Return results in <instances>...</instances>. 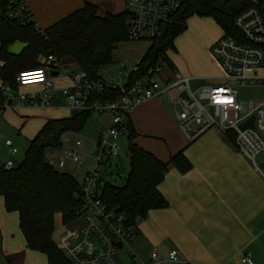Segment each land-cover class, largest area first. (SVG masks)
Instances as JSON below:
<instances>
[{"label":"built area","instance_id":"2783aa9c","mask_svg":"<svg viewBox=\"0 0 264 264\" xmlns=\"http://www.w3.org/2000/svg\"><path fill=\"white\" fill-rule=\"evenodd\" d=\"M186 1L124 0L127 40L151 41L159 37ZM245 1L247 6L234 19L236 36L222 35L210 46L222 69L221 83L204 82L193 88L192 81L201 78L176 69H170L164 77L162 70L168 64L163 60L135 79H131V74L139 70L137 64L128 69L117 64L116 75L89 78L75 63L58 61L50 54L43 58L42 65L20 70L15 75V87L38 88L23 92L13 90L8 84L0 86L6 101L1 107L51 108L54 105L50 90L55 76H50V71L55 70L58 77L70 82L58 88L70 114L86 111L110 117L108 126L95 137L83 136L80 130H63L58 137L59 146L45 153V160L54 169L71 176L74 170L81 177L75 193L77 202L72 209V221L77 222L69 227L65 225L57 244L71 264H124L117 250L128 244L135 230L128 225L124 214L101 200V189L108 182L106 175L117 169L114 160L119 155L118 140L127 133V112L154 97L173 94L178 128L188 142L209 128L222 134L231 133L235 150L264 182V160L259 158L264 154V100H241L237 92L238 87L264 85V0ZM0 18L38 26L26 0H0ZM111 93L116 95L103 99ZM3 145L8 155L1 168L8 171L16 165L14 156L18 149L9 139ZM106 166L109 170L105 174ZM117 242L121 244L119 248ZM160 260V255L152 250L147 260L133 256L132 264ZM167 260L185 264L175 249L168 252ZM241 260L252 263L247 252Z\"/></svg>","mask_w":264,"mask_h":264},{"label":"crops","instance_id":"0c3cea01","mask_svg":"<svg viewBox=\"0 0 264 264\" xmlns=\"http://www.w3.org/2000/svg\"><path fill=\"white\" fill-rule=\"evenodd\" d=\"M26 2L36 24L41 28L48 27L85 3L95 5L99 16L121 14L125 6L124 0ZM202 24L204 26H199ZM205 26L210 30L209 36L204 40L196 38V30ZM222 34V29L211 17H188L185 29L173 41L174 50L166 52L170 65L162 70V75L168 76L170 69H176L185 75L203 79L205 84L220 82L222 69L211 54L210 46ZM142 56L136 58L135 64ZM189 59L195 60L197 66L188 65ZM114 63L112 51V62L102 66L99 71ZM114 68L117 73V63ZM99 71L101 78L110 75L107 70H104V74ZM4 84L8 83H2L0 79V86ZM69 84L68 79L55 75L54 87L50 90L54 105L51 108L15 109L0 106V112L8 118L15 115L23 118L36 113L39 130L48 119L70 115L64 95L58 89ZM36 88L12 86L13 90L23 92ZM176 110L173 94H170L154 97L127 112L126 119L136 133L132 140L134 143L162 161L181 152L189 168L182 171L174 165L168 166L157 185L166 206L150 209L144 218L136 220L134 237L124 246L123 257L118 258L124 264H132L133 256L147 260L148 254L155 250L161 260L150 264H182L167 260L168 252L175 249L185 264H247L241 260L242 254L246 252L250 254L251 264H264V182L235 150L231 133L222 134L215 128H209L195 140L186 141L178 128ZM109 118L105 117L104 125L95 135L108 126ZM124 135L127 136V133ZM4 154L2 163L8 155L6 149ZM114 162L118 163L117 159ZM0 264H48L43 253L26 246L19 227L18 213L6 211L1 196Z\"/></svg>","mask_w":264,"mask_h":264},{"label":"trees","instance_id":"16d2710c","mask_svg":"<svg viewBox=\"0 0 264 264\" xmlns=\"http://www.w3.org/2000/svg\"><path fill=\"white\" fill-rule=\"evenodd\" d=\"M247 6L245 0H187L162 34L151 40L137 63L139 70L131 79L143 76L159 60L170 65L167 51L174 50L173 41L186 27L192 15L211 17L222 29V35L236 36V15ZM127 40L124 12L99 16L95 5L81 8L46 28L32 22L18 24L0 18V79L15 86V75L23 69L42 65L43 58L52 54L58 61L75 63L89 78H100L99 69L112 62L116 44ZM18 42L23 46L17 53L8 50ZM116 94L104 95L110 99ZM95 97V96H93ZM3 101L0 92V105ZM90 112L70 114L60 119H48L30 139L17 164L8 171L0 167V196L6 211L18 213L19 227L26 246L46 256L48 264H71L53 239L55 216L60 222L72 221V209L77 200L78 182L68 173L54 169L45 160V153L59 146V134L65 129L82 130ZM135 131L127 121L129 170L122 185L103 184L101 200L124 214L128 225L144 218L150 209L166 206L157 190L169 165L184 171L189 163L181 152L162 161L132 140Z\"/></svg>","mask_w":264,"mask_h":264},{"label":"rangeland","instance_id":"374dc122","mask_svg":"<svg viewBox=\"0 0 264 264\" xmlns=\"http://www.w3.org/2000/svg\"><path fill=\"white\" fill-rule=\"evenodd\" d=\"M199 26H204L199 25ZM210 30L206 28V26L202 29H197L194 33V36L197 38H203V40L209 36ZM150 40H123L119 42L113 50V57H115V63L106 68L101 69L99 72L104 74V70H107L108 73L113 76L116 74V70L114 65L123 64L126 69L131 68L136 63V58H140L141 55L145 52L147 47L150 45ZM21 43H13L8 49L13 52H17ZM188 65L197 66V62L193 59H189ZM222 81H220L221 83ZM208 83H219L218 82H208ZM238 97L241 100H256L263 101L264 100V85L260 86H247V87H238L237 88ZM106 115H98L92 113L90 118L86 121L82 130H80V134L83 136L95 137L96 131L101 128V126L105 123ZM39 119L36 116V113L32 115H26V117L20 118L18 115H15L13 118L4 117L2 112H0V164L5 158V148L3 143L6 139L12 141L13 145L18 149V154H16V159L18 161L21 160L23 156V152L27 146V143L31 136L35 134L38 130L37 121ZM127 136L122 135L118 140L119 146V155L116 158L118 167L114 169L111 174L106 175V180L112 185H122L124 179L129 170V153L127 150ZM260 159L264 160V154L259 156ZM105 168V174L109 170V167ZM73 177L77 182L80 181V173H76L74 170H71ZM66 229L65 224L60 222L59 215L55 216V230L53 233V239L58 244V237L63 233ZM125 247L123 249L117 250V254L119 257H123L125 253Z\"/></svg>","mask_w":264,"mask_h":264},{"label":"water","instance_id":"95a60500","mask_svg":"<svg viewBox=\"0 0 264 264\" xmlns=\"http://www.w3.org/2000/svg\"><path fill=\"white\" fill-rule=\"evenodd\" d=\"M58 73H56V72H54V71H51L50 72V76H55V75H57ZM204 80L203 79H195V80H193L192 81V83H191V85H192V87L193 88H196L198 85H202V84H204ZM182 95H184V94H182ZM244 126H245V124H243L241 127L242 128H244ZM77 221L76 220H74V221H71V222H69L67 225H66V227H69V226H72L74 223H76ZM115 245L119 248L120 247V242H117V243H115Z\"/></svg>","mask_w":264,"mask_h":264},{"label":"clouds","instance_id":"9594fccd","mask_svg":"<svg viewBox=\"0 0 264 264\" xmlns=\"http://www.w3.org/2000/svg\"><path fill=\"white\" fill-rule=\"evenodd\" d=\"M218 99V98H217Z\"/></svg>","mask_w":264,"mask_h":264}]
</instances>
